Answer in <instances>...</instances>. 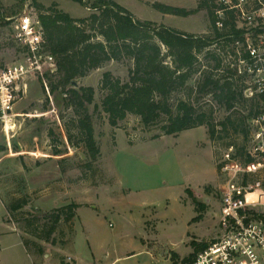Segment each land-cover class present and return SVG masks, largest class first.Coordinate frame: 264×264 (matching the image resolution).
I'll return each mask as SVG.
<instances>
[{"label": "rangeland", "instance_id": "1", "mask_svg": "<svg viewBox=\"0 0 264 264\" xmlns=\"http://www.w3.org/2000/svg\"><path fill=\"white\" fill-rule=\"evenodd\" d=\"M115 1L141 20L214 33L207 8L162 18L151 2L155 0ZM183 1L186 7L192 4ZM36 3L46 9L57 4L75 18L92 13L75 0H0V73L29 63L16 21L24 12L38 15ZM201 57L206 66L196 68L188 86L173 94L175 113L181 99L208 112L214 124L254 109L250 101L227 111L212 94H199L198 83L215 67L214 60H206L204 53ZM132 66L131 59L109 61L77 81L96 89L95 103L88 107L101 149L96 163L76 127V107L61 90H51L49 77L45 83L39 74L28 75L15 104L10 141L0 133V232H7L0 239V264H188L197 244L227 231L223 213L231 197L258 200L249 208L264 212V167L248 162L249 140L242 132L231 128L230 137L221 133L213 140L205 124L166 135V117L147 127L133 114L116 127L110 124L101 107V79L111 71L128 80ZM72 202L80 204L79 213L58 222L54 243L27 231L43 235L53 223L45 215ZM11 203L22 209L9 211Z\"/></svg>", "mask_w": 264, "mask_h": 264}, {"label": "trees", "instance_id": "2", "mask_svg": "<svg viewBox=\"0 0 264 264\" xmlns=\"http://www.w3.org/2000/svg\"><path fill=\"white\" fill-rule=\"evenodd\" d=\"M75 1L83 4L81 0ZM92 5L94 8L89 16L75 18L59 9L57 4L47 9L40 3L35 4L44 29L45 48L55 56L57 62V72L47 75L51 90H61L70 105L76 107L79 115L76 127L83 136L92 163L98 162L101 155L92 114L88 108L95 103L96 89L93 86L79 85L77 81L113 60L131 59L133 66L129 70L128 80L111 71H106L101 79L100 87L104 92L101 107L108 114L112 126H118L130 114L140 117L147 127L158 124L166 117L167 123L162 126L166 135H178L182 131L206 124L213 140L222 138L221 133L227 134L224 137H230L231 128L235 132H242L249 140L252 111L241 113L239 117L235 116L237 114H229L219 124H214L209 113L199 112L190 100H179L176 113L171 101L174 93L188 86L193 71L203 66L198 54L204 53L206 60L215 61V67L204 74V79L198 83V93L212 94L227 111L239 104L248 106L249 101L244 96L242 84L229 79L226 72L217 71L221 60L215 49H209L205 53L206 48L221 37L215 29L211 0H201L197 8L193 9L161 2H154L153 6L164 14L183 17L207 8L214 28L212 35L195 34L164 23L141 20L115 0H106L101 5L93 2ZM99 108L100 105L95 104V109ZM156 137L160 136L154 138ZM247 158L252 163L253 160ZM192 196L195 203L201 205L193 194ZM9 206L11 212L22 209V204L11 203ZM79 207L80 204L72 202L46 214L45 218L52 219L53 223L43 235H39L36 230L27 231L54 243L52 235L58 222L63 218L70 220L77 217ZM254 215L264 219V214ZM25 243L27 244L26 241ZM207 244L208 242L197 244L195 252L186 262H191Z\"/></svg>", "mask_w": 264, "mask_h": 264}, {"label": "built area", "instance_id": "3", "mask_svg": "<svg viewBox=\"0 0 264 264\" xmlns=\"http://www.w3.org/2000/svg\"><path fill=\"white\" fill-rule=\"evenodd\" d=\"M81 1L93 10L95 0ZM211 4L221 37L205 53L215 49L221 60L217 71L242 84L245 98L255 102L254 109L247 112L252 111L247 156L253 160L250 164L264 167V0H211ZM16 23L30 59L27 65L9 66L0 73V133L7 141L15 131V104L28 75L39 74L45 79L57 72L56 58L45 48L38 15L24 12ZM201 54L198 58L203 64ZM246 201L230 198L223 213L227 231L208 242L188 264H264V219L254 215L264 212L249 208L258 200L246 197Z\"/></svg>", "mask_w": 264, "mask_h": 264}, {"label": "crops", "instance_id": "4", "mask_svg": "<svg viewBox=\"0 0 264 264\" xmlns=\"http://www.w3.org/2000/svg\"><path fill=\"white\" fill-rule=\"evenodd\" d=\"M161 2V3H165V4H169V5H173V6H178V7H184V8H188V9H193L196 7V0H192V4L189 7H186L183 4V0H155V1H151L152 3L154 2ZM125 7V6H124ZM128 9V8H127ZM160 12V11H159ZM162 18H174V17H179L178 15H172V14H164L162 12H160V15ZM79 213V212H78ZM80 217V216H79ZM9 233V232H8ZM12 233H17V230L11 229V234ZM7 235V232L1 231L0 232V239L4 238ZM1 241V240H0ZM75 259V258H74ZM76 260V259H75Z\"/></svg>", "mask_w": 264, "mask_h": 264}]
</instances>
